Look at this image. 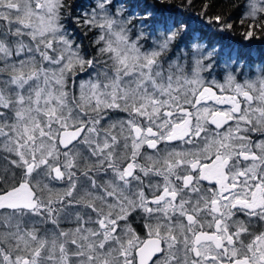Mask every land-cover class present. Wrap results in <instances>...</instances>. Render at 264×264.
Returning a JSON list of instances; mask_svg holds the SVG:
<instances>
[{
	"label": "snow or ice",
	"instance_id": "1",
	"mask_svg": "<svg viewBox=\"0 0 264 264\" xmlns=\"http://www.w3.org/2000/svg\"><path fill=\"white\" fill-rule=\"evenodd\" d=\"M199 2L0 0V264H264V0Z\"/></svg>",
	"mask_w": 264,
	"mask_h": 264
},
{
	"label": "trees",
	"instance_id": "2",
	"mask_svg": "<svg viewBox=\"0 0 264 264\" xmlns=\"http://www.w3.org/2000/svg\"><path fill=\"white\" fill-rule=\"evenodd\" d=\"M213 3H218V0H213ZM201 6H202L201 3L199 2V0H197V5L195 10L198 11ZM229 11L235 13L236 10L229 9ZM193 26L195 27L197 25L194 23ZM208 39L210 40L211 43L216 44L217 48H219L221 45H224L225 49L227 50L228 46L238 47V45L235 44V41L238 40L239 37L236 36L232 38L221 39L219 36H212L211 34H209ZM255 45L256 47L253 49V55H256L260 50H264V43H261L260 41H256Z\"/></svg>",
	"mask_w": 264,
	"mask_h": 264
}]
</instances>
